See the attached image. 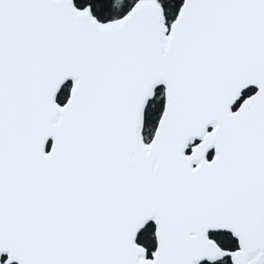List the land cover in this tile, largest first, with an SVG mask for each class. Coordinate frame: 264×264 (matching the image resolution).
<instances>
[{
    "label": "snow or ice",
    "instance_id": "snow-or-ice-1",
    "mask_svg": "<svg viewBox=\"0 0 264 264\" xmlns=\"http://www.w3.org/2000/svg\"><path fill=\"white\" fill-rule=\"evenodd\" d=\"M0 264H264V0H0Z\"/></svg>",
    "mask_w": 264,
    "mask_h": 264
}]
</instances>
